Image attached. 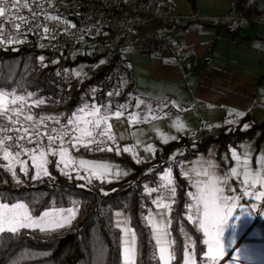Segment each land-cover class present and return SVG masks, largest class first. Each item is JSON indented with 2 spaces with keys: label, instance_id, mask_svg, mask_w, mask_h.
<instances>
[{
  "label": "snow or ice",
  "instance_id": "snow-or-ice-1",
  "mask_svg": "<svg viewBox=\"0 0 264 264\" xmlns=\"http://www.w3.org/2000/svg\"><path fill=\"white\" fill-rule=\"evenodd\" d=\"M48 3L51 4L52 0H48ZM33 4L36 5L35 8ZM43 9L44 5L38 3V0H0V45L23 43L20 39L22 24L28 26L29 31H38L42 26L39 23L40 16L45 20H60L58 15H49ZM24 10L31 14V20L23 15ZM64 23L67 25L66 20ZM43 32L49 33V27L43 26ZM40 60L43 62L44 57L41 56ZM75 75L80 77L81 73L76 72ZM120 87V84H117L115 90L106 93L107 97L128 95L122 93ZM96 91V89L92 90L93 97ZM45 104L44 99L34 97L31 92L17 94L14 90H0V157L6 162L0 163V184L13 183L14 186L20 187L28 181L43 182L45 177L49 181H55L56 177L49 171V165L70 180H86L87 184L91 185L92 177H95L104 182L111 169L117 166L76 157L72 155L70 149L77 153L81 149L85 152L115 151L117 155L121 152H133L129 147L120 148L117 136L112 131L113 125L108 122L111 116L114 115L119 120L128 113V121L134 124L148 123L150 118L152 120L157 118L151 115L152 107L145 105V101L138 98L115 104L109 100L108 103L99 106L97 103H84L68 114H41L33 111V108L40 109ZM142 106L146 109L147 115L142 111H129L133 108L139 110ZM235 115L241 117L245 112H236ZM231 123L234 121L230 120L229 124ZM182 127L178 125V130ZM249 127L248 123L242 125L244 130H248ZM132 135L134 136L135 133ZM119 139H125L124 135L121 134ZM169 139L176 140L177 137H165L164 143L167 144ZM109 142L116 147L113 148ZM144 151L155 154L152 145H148ZM230 155L237 164L236 167L230 168V172L225 168L221 174H217L219 165L214 163H209L206 168L203 166L199 169L194 168L192 172L195 178L189 171H184L182 175L190 179V187L194 191H184L179 199L171 168L159 177L160 183L156 187L144 184V192L147 196L158 194L151 200L157 211L154 212L153 208L148 207L147 214L142 213L140 217L141 222L150 231L145 237L143 230L131 226V217L117 211L114 227L119 232L113 237V243L117 247V256L113 264H120L121 261L122 264H153V262L172 264L178 253H182L183 264H197V240L186 231L184 220L194 226L195 233H202V245L207 247V251H204L203 246L199 249L202 253V264H221L228 254L226 242L230 244L235 239L233 232L231 240L226 241L225 232L229 229L234 230L238 226L232 221L238 222L243 216L251 215L246 211L245 205L241 204L242 199L252 196L258 201L264 199V191H249V188H255L257 183L264 187V154L260 156L261 171L255 174L249 169L251 159L249 153L244 154L243 161L235 149ZM25 156L30 158L31 165L27 159L21 158ZM49 157H58V159H49ZM134 158L137 164L146 162L138 155ZM241 164L244 179L239 181L241 173L238 167ZM17 166L19 173L23 174V179L18 175ZM33 169L34 172L31 171ZM81 169L88 175H81ZM73 172H75L74 177ZM147 172H155V167L148 169ZM6 174L10 175V179ZM114 175L116 179L120 178L121 171L118 167ZM122 175L127 176L129 172L124 171ZM234 177L237 178L238 184L230 182ZM107 182L111 183V180ZM78 186L85 187L84 184ZM100 191L104 192V189L101 188ZM104 194L108 195L107 192ZM181 200H183L182 207H180ZM71 203L72 207L52 206L37 213L35 208L24 201L23 196L13 197L10 192L0 190V235L18 236L22 230L32 232L38 230L41 233L52 234L70 228L79 211L78 202ZM140 207L144 208L145 205L141 204ZM238 207L240 214L235 215ZM251 208L256 209L257 204L252 203ZM174 221L178 233L184 237L182 243H177V239L173 238ZM146 246L151 247V255L147 260ZM229 264H235V258L230 260Z\"/></svg>",
  "mask_w": 264,
  "mask_h": 264
},
{
  "label": "crops",
  "instance_id": "crops-1",
  "mask_svg": "<svg viewBox=\"0 0 264 264\" xmlns=\"http://www.w3.org/2000/svg\"><path fill=\"white\" fill-rule=\"evenodd\" d=\"M172 1L181 18L169 24L165 32L179 45L196 46V56L177 64L169 53L144 49L125 52L119 59L123 60L133 78V94L130 99H143L145 105L152 107L151 115L157 118H150L148 123L134 124L128 121V113H125L119 120L112 115L108 121L113 125L112 131L117 136L120 148H132L133 152L128 154L134 161L136 155L146 160L139 164L143 168L153 157V153L145 152L144 149L148 145H152L155 150L159 149V146L166 145L165 137L176 136V140L182 136H190L191 139L217 137L223 125L237 126L246 114L257 124L264 122V0H192V5L188 0ZM228 14L242 16L247 20L241 21L238 26L216 24V17ZM205 57H208L207 61ZM129 111L148 114L143 106L139 110L133 108ZM240 111H244L245 115L236 116L235 113ZM230 120L234 123L229 124ZM178 125L183 126L181 130H178ZM121 134L125 139H119ZM176 140L169 139L168 143ZM231 152L218 153L215 145L210 144L206 151L197 153L179 163V166L182 173L189 171L193 178L194 168H206L209 163L219 165L217 174H221L225 168L230 172L231 167L237 166L236 161L231 159ZM245 153L251 156L250 171L253 174L260 172L264 131L258 129L250 139L238 144L237 155L241 161ZM177 155L174 152L168 160L175 159ZM83 159L117 166L121 171L120 178L126 177L122 175L124 171L131 173V168L126 164ZM117 167H113L106 177L115 178ZM238 171L241 173L238 180L242 181V164ZM186 180L190 186V179ZM238 180L234 177L230 182L238 184ZM249 191H264V187L257 183ZM252 203L257 204L256 209L251 208ZM241 204L245 205L251 215L243 216L238 222L232 221L238 226L225 232L226 241L231 240L233 232L235 239L230 244L226 242L228 254L221 264H229L233 258L235 264H264V199L258 201L254 196L245 197ZM117 211L129 216L122 209L114 210L113 225ZM258 213L262 223L254 225ZM239 214L238 207L235 215ZM181 236L183 242L184 237Z\"/></svg>",
  "mask_w": 264,
  "mask_h": 264
},
{
  "label": "trees",
  "instance_id": "trees-1",
  "mask_svg": "<svg viewBox=\"0 0 264 264\" xmlns=\"http://www.w3.org/2000/svg\"><path fill=\"white\" fill-rule=\"evenodd\" d=\"M188 2L193 4L192 0ZM239 14L242 15L241 12ZM26 38L31 41L29 47L18 46L15 43L7 46L0 45V90H14L18 94L31 92L33 96L44 99L46 101L44 108L34 109V112H41V114L62 112L63 109L58 108L57 103L66 97L69 85H72V99L67 105L68 111H74L85 99L99 106L108 103L109 100L115 104L125 103L131 98L134 82L126 68H124V84L120 90L128 95L112 98L106 95L108 91L115 90V86L120 82L113 76L114 68L120 61L118 56L111 55L107 65L94 68L83 82L75 83L72 80H65L57 62L40 64L38 56L45 51L38 48L34 37L26 36ZM106 55L107 53L98 51L91 54L80 53L75 54L72 60H66V63L72 65L82 62L94 65ZM93 89L97 90L95 97L92 94ZM88 90L89 96H81ZM50 106L53 107L48 108ZM244 123L250 125L248 130L242 128ZM258 129L264 131V122L257 124L246 114L237 126L223 125L217 137L203 136L200 139H191L190 136H182L174 142L159 146L144 168L137 164L128 153L121 152L117 155L115 151L85 152L84 149L77 153L70 149L72 155L76 157L126 164L131 168V173L125 178L105 177L104 182L94 179L92 184L88 185L84 180L65 178L52 165H49V171L56 177L55 181H49L45 177L43 182L28 181L20 187L12 186L13 183L0 184V190L10 192L13 197L23 196L24 201L35 208L37 213L52 206L72 207V201H77L79 208L77 217L70 228L52 234L41 233L38 230L34 232L22 230L18 236L0 235V264H113L117 256L113 237L119 232L113 225L114 210L122 209L127 213L131 217V226L137 230H143L147 237L150 229L144 226L140 217L142 213L147 214L148 207L155 208L151 200L158 194L153 193L151 197L147 196L144 192V184L156 187L160 183V174L165 169L171 168L179 199L184 191L191 190L186 178L182 175L179 163L189 160L199 152L206 151L210 144L215 145L218 153L225 151L229 154L234 149L237 151L238 144L250 139ZM110 145L113 148L116 147V145ZM174 152L178 154L177 157L168 160ZM49 159L57 158L49 157ZM0 163H3L2 159ZM153 167L155 172L148 173L147 170ZM18 175L23 179L22 174L18 173ZM72 175L75 176L73 173ZM7 178L10 179V175H7ZM108 180H111V183L107 182ZM81 184L85 187L78 186ZM101 188L108 195L101 192ZM141 204L145 207L141 208ZM182 205L183 200L180 201V207ZM183 223L190 236L197 240V264H202V253L199 251L203 246L202 233H195L194 226L186 220ZM172 230L173 238L177 239V243H182V236L178 233L175 221ZM203 248L205 251V246ZM145 251L147 260L151 255V247L146 246ZM181 262L182 253H178L172 264H181Z\"/></svg>",
  "mask_w": 264,
  "mask_h": 264
},
{
  "label": "built area",
  "instance_id": "built-area-1",
  "mask_svg": "<svg viewBox=\"0 0 264 264\" xmlns=\"http://www.w3.org/2000/svg\"><path fill=\"white\" fill-rule=\"evenodd\" d=\"M38 3L44 5V12L58 15L60 20H45L40 16L39 23L42 26L38 31H29L28 26L22 24L20 38H49L52 49L61 57L58 63L61 68H64V58L87 53L89 47L79 43L82 36L95 40L101 33L105 34L104 40L96 45V52L121 57L131 50H151L171 54L177 64L196 56V46L179 45L165 32L169 24L181 18L172 0H52L51 4L48 0H38ZM23 15L31 20L27 10H24ZM244 20L247 19L234 14L215 18L216 24L222 26H238ZM43 26L49 27V33L43 32ZM204 60L207 61L208 57ZM64 109L68 110V107ZM261 223L258 213L254 225Z\"/></svg>",
  "mask_w": 264,
  "mask_h": 264
},
{
  "label": "rangeland",
  "instance_id": "rangeland-1",
  "mask_svg": "<svg viewBox=\"0 0 264 264\" xmlns=\"http://www.w3.org/2000/svg\"><path fill=\"white\" fill-rule=\"evenodd\" d=\"M104 36L105 34L104 33H101V36L98 38V39H95V40H89L86 36H82L80 39H79V43H85L89 48L87 49V54H91L92 52H94L96 49V45L99 44L100 42H102L104 40ZM21 40H23V43H15L17 44L18 46L20 45H25V47H29L30 45V40L28 38H20ZM35 42H36V45L38 46V48L40 50H44L45 52L44 53H41L39 56H38V61L40 64H45V63H55L57 62L60 63V59L61 57H59L55 52L54 50L52 49V42L49 38L47 37H43V38H40V39H35ZM145 51V50H143ZM43 56L44 57V60L43 62H41L40 60V57ZM73 57H66L64 58L62 61H64V68H61V74L62 76L65 78L66 81H69V80H72L74 81L75 83H81L83 82L86 78L89 77L91 71L98 67V66H103V65H107L110 61V58H111V54H107L105 57H103L102 59H100L97 63H95L94 65H88L86 63H82V62H78V63H74L72 65L70 64H67L66 63V60L70 59L72 60ZM120 58V57H119ZM121 59V58H120ZM101 61H103V63H101ZM124 68H126L123 60H120L119 63L116 65V67L114 68V71H113V76L117 79L120 80V82L118 84H120V86L122 87L123 84H124V80H125V73H124ZM76 72H80L81 75L80 77H77L75 75ZM90 91H84V93L81 95V96H89V93ZM18 94V93H17ZM35 97V96H34ZM72 99V85H69L68 86V91L66 93V97L61 101V102H58L57 104V107L58 108H62L63 111L60 112V113H64V114H68L69 112L71 111H68V110H65L64 107L67 106L70 101ZM29 103H31V101H29ZM84 103H88V104H92L93 102H90V101H87L86 99L81 103V105L79 106H82ZM52 105V104H51ZM53 106H50L48 108H52ZM44 106H41L40 109H37V108H33L36 109V110H41L43 109ZM77 109V107H76ZM75 109V110H76ZM74 110V111H75ZM46 114V113H45ZM57 114V113H55ZM85 119H91V117H85ZM109 144H111V142H109ZM28 147H31V145H28ZM22 159H27L28 162H29V165H31V160L29 157L25 156V157H21ZM0 159H2V157H0ZM58 159V157H57ZM3 163H6V162H3ZM17 172L19 173V166H17ZM32 172H34V169L32 170ZM81 175H88L86 172L84 171H80ZM19 174H22V173H19ZM73 174H75V172H73ZM23 175V174H22ZM65 177V176H64ZM66 178V177H65ZM92 180H94V178L92 177ZM62 182H64V180H62ZM85 183L86 180H84ZM12 186H14V184H12ZM17 187V186H15Z\"/></svg>",
  "mask_w": 264,
  "mask_h": 264
}]
</instances>
